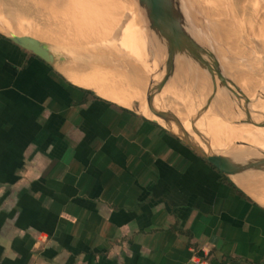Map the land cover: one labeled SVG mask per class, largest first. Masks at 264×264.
I'll return each instance as SVG.
<instances>
[{
	"label": "crops",
	"instance_id": "1",
	"mask_svg": "<svg viewBox=\"0 0 264 264\" xmlns=\"http://www.w3.org/2000/svg\"><path fill=\"white\" fill-rule=\"evenodd\" d=\"M258 204L161 124L0 36V264H264Z\"/></svg>",
	"mask_w": 264,
	"mask_h": 264
},
{
	"label": "rangeland",
	"instance_id": "2",
	"mask_svg": "<svg viewBox=\"0 0 264 264\" xmlns=\"http://www.w3.org/2000/svg\"><path fill=\"white\" fill-rule=\"evenodd\" d=\"M63 2L64 8L73 12L78 20H67L64 24L52 22L48 20V14L52 10L48 5H44V12L47 13L36 17L28 24L20 14L13 15L15 4L8 5L7 8L5 3L4 8H0V11L7 10L0 13V30L3 27L5 31L2 32L8 33L15 28L21 34L49 42L55 51L54 58L47 55L42 48L36 47L37 45L26 46L30 50L34 47L32 51L51 59L65 72H76L81 74V77H87V73H90L95 76L94 78L121 87L135 97L156 102L159 99V94L155 93L156 87L158 89L161 87L163 91L172 90L157 73L163 59L168 55L173 56V52L166 50L171 42L169 39L166 41L160 20L156 21L155 26L150 25L151 22L147 20L137 0H63ZM182 3L192 32L197 39L200 36L201 39L198 40L201 44L211 47L225 73L230 75L233 95L229 104L240 105L245 99V106L247 109L251 108L253 99L250 96L246 99V94L264 95V91L253 82L252 77L244 75L257 73V82H264V0H182ZM21 22L26 26L21 28H24V31L19 27ZM58 29L65 32L69 30V36L67 33L64 37L61 36L57 32ZM188 78L186 70L181 87L183 93L187 88ZM152 82L154 84H151ZM117 83L122 86H118ZM207 84L209 87V83ZM210 90L202 93L201 98L203 95L205 97L203 100L207 98L208 93L210 94ZM154 95L158 97L155 98ZM257 101L264 105L263 100ZM246 116L250 120L253 118L251 110ZM242 117H245L244 114Z\"/></svg>",
	"mask_w": 264,
	"mask_h": 264
},
{
	"label": "bare ground",
	"instance_id": "3",
	"mask_svg": "<svg viewBox=\"0 0 264 264\" xmlns=\"http://www.w3.org/2000/svg\"><path fill=\"white\" fill-rule=\"evenodd\" d=\"M5 1L0 0V5H1L0 8L1 7L4 8L3 6H5L6 4H7V8H8V5L15 4L14 5L15 10L12 9L13 10L12 13H14L13 15L19 16V14H20L21 17L28 22V24H30L36 17H41L43 15V13L44 14H45V12L47 13V11L44 12V5H48L50 7V9L52 10V11L49 10L50 11L48 14L49 16L46 14L48 16V20H50L52 22L57 21L58 24H62V23L64 24L65 21H67V20H72V21H74V19L78 20V17L75 14H73V12L68 11L64 8L65 6L62 5V3H64L63 0H49V1H45V0H8L7 2H5ZM185 5H187V4H185ZM11 6H9V7L11 8ZM4 11H7V10L3 9V11H0V13H3ZM58 11H59V13H58ZM8 12H9V10H8ZM8 12H7V14H8ZM192 14H193V12H192ZM1 16H3V15H1ZM42 19H44V18H42ZM159 20L161 21V25L164 29L166 41H168V39H169L171 42L169 44V46L167 45V48H169V50H171V48H174V49L185 48L186 47L185 43L181 39H179L177 36H174V34L172 33V31L170 29L166 28L167 25L165 22H163L161 19H159ZM22 24L24 25V23L21 22V25L19 26L20 29L22 27H24V28L26 27L25 25L22 26ZM207 24H209V23L207 22ZM35 25L37 26V24H35ZM43 26H45V25H43ZM1 28L3 31H5L3 27H1ZM23 29H21V30H23ZM40 29L41 28H39V30ZM2 30H0V32H2ZM208 30L209 29L207 28V31ZM57 32H58V34H60L61 36L64 37L66 35V33L68 35L69 30H68V32H65L61 29H58ZM210 33H211V30H210ZM213 34H215V32ZM196 35L198 36V34H196ZM198 37L200 38V36H198ZM208 37L211 38L210 36H208ZM219 43H220V41H219ZM25 45H30V44L25 43ZM36 47H38V46H36ZM33 48L34 47H32V49ZM172 57L177 61L176 62L177 63L176 68L177 69H176L175 82L179 83V86L180 85L182 86V84L184 83L183 81H184V77L186 74V70L188 69L187 63L190 60L189 53L187 50H184V49L182 51H179V52H177L175 50V51H173ZM47 60L49 62H51L59 71L64 72V76L73 84L80 86V87L92 89L93 91L96 92V94L100 95L101 97H103L107 100H110L112 102H115L116 104L123 106L125 108H129V109L135 111L137 114L144 116L145 118L156 121L157 123L168 128L172 132L178 133L175 125L172 122V116L174 114L178 118L179 117L181 118L182 116L179 115V113H181L180 111L177 112L176 105H174V104H172V102H170L172 100L171 99L172 94H174L175 96L180 98L181 101L186 106H188L187 105L188 102L187 101L185 102L184 94H182L181 91L175 90L171 85H170V87L172 90H169L170 92L161 90L160 89L161 87L159 88L160 89L159 90L158 87H156L155 93L159 94V99H157V102L160 103L159 105H156L157 109H160V110L156 111V110L151 109L152 106L149 108V106L151 104H149L148 106L143 104V102L146 103L147 101H140V100L136 99L133 95H131L128 91H126L125 89H123L121 87H115L113 85H110V84L106 83L105 80L103 81L102 79L100 80L99 78H98L99 79L98 80V79H96L97 77L94 78L95 76L91 75L90 73H87L88 74L87 77H81V74H78L76 72L75 73L73 72L74 74L70 73V72H65V70L60 68V65L55 64L51 59L48 58ZM92 72H94V71H92ZM244 75L252 77L253 82L257 83L256 85L261 87L260 90L264 91V82L263 83L257 82V78H256L257 73L253 74V75L247 73ZM228 77L230 78V75H228ZM151 84H154V82H152ZM117 85L120 86L121 84L117 83ZM205 87H206V84L203 82V80L199 81L198 92L200 93V95H202L203 92H204L203 94L207 93L205 91H207L208 89H211L210 86L209 87L207 86V89L205 90ZM156 95H154V96H156ZM208 95H209V93H208ZM208 95L206 97H208ZM249 96L253 99V102H252L253 104H251L252 107L249 109H247V106H245V102H246L245 99L242 102V104H240V105H234L231 103V104H229L228 107H225V108H222L219 105V103H217L215 101L212 104V106L209 108V110L203 115V117L200 120V123H201L202 127L204 128V130L207 132L208 136L210 137V140L217 138L221 142V144L224 146V148L229 153H231L235 159H237L238 161H241V162L246 160L249 157L256 156L257 150H261L264 152V127H257L255 125V123L258 122V120L260 118L259 112L264 111V105L261 102L257 101L258 93L256 95L246 94L245 98L248 99ZM157 97L158 96H156L155 98H157ZM202 98H205L204 95ZM202 98H200V100ZM245 108H246L247 112L251 110V112L253 113V116H252L253 118H251V120L247 119V123L242 124L241 121L244 119V117H242L243 116V110H245ZM236 117H238V118H236ZM180 120L183 123L184 128L188 131L189 125H188L187 119H185V120L180 119ZM235 142L245 143L248 145V147H237V146H235ZM237 182H238L239 186L251 198H253L260 205L264 206V173L251 175L250 177H248V179H246L244 181L241 179H238Z\"/></svg>",
	"mask_w": 264,
	"mask_h": 264
},
{
	"label": "water",
	"instance_id": "4",
	"mask_svg": "<svg viewBox=\"0 0 264 264\" xmlns=\"http://www.w3.org/2000/svg\"><path fill=\"white\" fill-rule=\"evenodd\" d=\"M137 2L139 7L145 12L147 20L151 22L150 25L155 26L156 21L159 19L165 22L167 25L165 27L170 29L174 36H177L185 43L186 47L183 49L188 51L190 57L187 63L189 75L187 88L184 90V93L181 92L185 96V102H188V106L185 107L187 110H185V116L189 130L187 131L184 128L183 123L175 114L172 116V122L178 133H174L168 128L163 127L222 176L232 181L250 200L258 204L239 186L237 180L241 179L244 181L251 175L264 173V152L257 150L256 156L249 157L242 162L231 155L217 154L211 149L210 137L200 123L203 115L215 101L222 108H225L229 106L233 95V83L223 70L217 55L211 48L201 44L191 31L182 0H137ZM0 36L26 50L51 68L58 70L45 57L30 50L25 45V43L37 45L47 55L54 58L55 51H53L49 42L37 39L31 35L21 34L15 28L8 33L0 32ZM183 49L171 48L170 53L175 50L179 52ZM163 50L165 52V49ZM166 50L168 51L169 48ZM176 62L172 56L168 55L159 65L157 73L164 83L171 85L177 91H181L182 86H179V83L175 82ZM201 80L206 84V87L208 85L207 83L211 87L210 94L204 101L200 100L201 95L198 92L199 81ZM258 99L264 102V95L259 94ZM243 114L245 117L241 123L246 124V108L243 110ZM259 116L260 118L255 125L257 127H264V111H260ZM235 145L248 147L247 144L241 142H235Z\"/></svg>",
	"mask_w": 264,
	"mask_h": 264
}]
</instances>
